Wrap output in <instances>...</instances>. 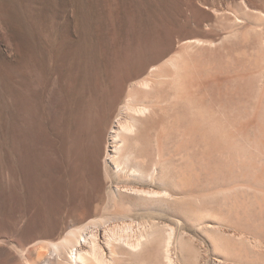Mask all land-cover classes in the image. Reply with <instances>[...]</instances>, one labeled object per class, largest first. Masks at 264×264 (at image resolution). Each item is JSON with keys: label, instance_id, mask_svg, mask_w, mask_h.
Wrapping results in <instances>:
<instances>
[{"label": "bare ground", "instance_id": "1", "mask_svg": "<svg viewBox=\"0 0 264 264\" xmlns=\"http://www.w3.org/2000/svg\"><path fill=\"white\" fill-rule=\"evenodd\" d=\"M239 1L244 14L227 17L229 29L167 37L116 75L97 106L86 104L93 199L40 233L26 264H262L264 226L247 206L251 191L250 204L264 209V0ZM232 36L224 59L200 55ZM159 60L168 67L151 65ZM110 172L120 205L133 198L131 209L150 217L106 212Z\"/></svg>", "mask_w": 264, "mask_h": 264}, {"label": "rangeland", "instance_id": "2", "mask_svg": "<svg viewBox=\"0 0 264 264\" xmlns=\"http://www.w3.org/2000/svg\"><path fill=\"white\" fill-rule=\"evenodd\" d=\"M241 6L239 0H0V264H26L40 233L56 231L66 213L93 199L97 173L81 113L91 98L97 106L116 75L151 59L169 36L226 31L243 16ZM233 37L200 55L224 59L238 42ZM108 175L106 212L122 206L126 215L151 216L131 209L133 198L123 196L120 205L112 191L119 179ZM250 194L247 210L264 226V209L250 204Z\"/></svg>", "mask_w": 264, "mask_h": 264}]
</instances>
